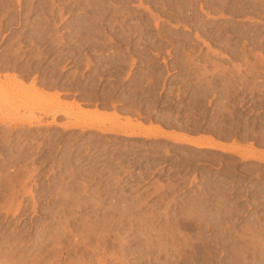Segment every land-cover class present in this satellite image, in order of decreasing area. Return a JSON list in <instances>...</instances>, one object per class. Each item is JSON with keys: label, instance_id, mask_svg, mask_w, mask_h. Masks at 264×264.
Wrapping results in <instances>:
<instances>
[{"label": "rangeland", "instance_id": "374dc122", "mask_svg": "<svg viewBox=\"0 0 264 264\" xmlns=\"http://www.w3.org/2000/svg\"><path fill=\"white\" fill-rule=\"evenodd\" d=\"M0 52V264H264L263 163L107 132L264 150V0H0Z\"/></svg>", "mask_w": 264, "mask_h": 264}, {"label": "bare ground", "instance_id": "6f19581e", "mask_svg": "<svg viewBox=\"0 0 264 264\" xmlns=\"http://www.w3.org/2000/svg\"><path fill=\"white\" fill-rule=\"evenodd\" d=\"M5 50V49H4ZM17 52V51H16ZM0 53H2V52H0ZM2 55V54H1ZM3 57V56H2ZM2 61V60H1ZM1 66V65H0ZM3 68V67H2ZM1 73V72H0ZM8 75V74H7ZM13 75H15V73L13 74ZM18 76V75H17ZM9 77V76H8ZM8 77L5 75V79L4 80H6V78L8 79ZM19 77V76H18ZM14 80L15 79V76H12V77H10V79L9 80ZM0 80H1V77H0ZM8 80V81H9ZM17 79H15V81H13L14 83L16 82V84L18 83V85L20 84V86H22L23 84H24V82H22L20 79L19 80H17ZM35 80V79H34ZM34 80H32V82H31V86H28V88L30 89V91H35V85H34ZM3 81V80H2ZM2 81H0V85H1V83H3ZM6 82H7V80H6ZM5 83V82H4ZM9 84V83H8ZM2 86V85H1ZM4 86H5V84H4ZM24 87V86H23ZM23 87L21 88V90L23 89ZM26 87H27V85H26ZM26 87H24V90H26ZM37 87V86H36ZM28 88H27V90H28ZM20 90V91H21ZM36 91L38 92V89H36ZM25 92V91H24ZM22 93H23V91H22ZM27 92H25L24 94H26ZM36 93V92H35ZM35 93H33V94H35ZM32 94V92H30V95ZM23 95V94H22ZM27 95H29V92L26 94V95H24V96H26V97H28L29 99H33L34 97H33V95H29V96H27ZM55 96H59V93H58V95H55ZM32 97V98H31ZM27 98V99H28ZM29 99H28V101H29ZM34 100V99H33ZM33 100H32V102H33ZM30 104H28L27 106H26V110H29V111H31L30 113H32L33 111H34V109H36L35 107L36 106H33L34 104L33 103H31V102H29ZM78 103V102H77ZM77 103L75 104V105H77ZM74 104V103H73ZM79 106V105H78ZM38 108V107H37ZM78 108V107H77ZM82 108V107H81ZM84 109V108H83ZM87 110H89V109H86V111H81L80 110V112L82 113V114H84L85 116H92V114H96V115H100L99 113V111L98 110H96V111H98V112H90V111H87ZM38 111V110H37ZM40 111H45V109H42V110H40ZM80 114V113H79ZM94 114V115H95ZM81 117H83V116H81ZM118 118V117H117ZM81 120V119H80ZM127 121L126 122H124L122 125H117V126H115V127H112V128H109V129H107V132H119V133H121L122 135H124V136H126V137H136V136H144V137H146V138H150V139H159V138H162V137H165V133L163 132V129H161V127L159 126V127H153L152 125H150L151 127H144L145 125H143V124H141V123H139L140 121H137V123H133L132 122V120H130L129 118H127L126 119ZM21 121V122H20ZM20 124H25V125H31V126H34V125H36V124H38L39 122H40V120H39V118L38 117H35L34 115H31V114H29V115H27V116H23L22 117V119H21V117H20ZM85 121H86V119H85ZM0 122H2V123H4V120L3 119H0ZM18 122V121H17ZM77 122V121H76ZM81 122V121H80ZM79 121L77 122V123H74V124H71V125H69L70 126V128H82V129H94V128H99V129H101V127H99V126H96L95 124H93V123H87L88 122V120L86 121V122H81L80 123ZM69 126H67V127H69ZM155 126V125H154ZM102 131H106V129H101ZM169 134V133H168ZM172 136V135H171ZM170 136V137H171ZM175 136V135H174ZM181 135H179V137H176V138H172L171 137V140L173 139V141L175 142V143H186V145H190V146H192V147H194V148H197V149H211V150H218V151H221V152H223V153H232V154H237L239 157H241V159H243L244 161H251V160H258V161H260V162H262L263 164H264V156H261V155H258V149L256 150V149H250V150H244V149H242L241 147H239V146H232V148H229V149H224L223 147H221V146H219L218 144H215L213 141H211L212 140V138L210 139V141H202L201 140V142H198L197 140V142H195V141H193V140H191V139H187L186 137H180ZM186 136V135H185ZM169 138V137H168ZM166 139H167V137H166ZM217 143V142H216ZM234 145V144H233ZM227 147V146H226ZM260 152V151H259ZM262 154V153H261Z\"/></svg>", "mask_w": 264, "mask_h": 264}, {"label": "crops", "instance_id": "0c3cea01", "mask_svg": "<svg viewBox=\"0 0 264 264\" xmlns=\"http://www.w3.org/2000/svg\"><path fill=\"white\" fill-rule=\"evenodd\" d=\"M1 75V80L4 81V72H1L0 73ZM12 74L9 73V76H11ZM31 82H32V79L30 78L29 80L27 81H24V84L27 85V86H30L31 85ZM37 86V87H36ZM36 89H38V94H40L42 97L46 98V99H50V100H53V101H57L59 100V102L62 104L63 107H73L75 105V103H77L78 101L76 99H74L73 97H69V94L68 92H62L60 90H57L56 88H51L50 86L48 87H44V86H41V85H38L36 84L35 85ZM59 93V96H55V95H58ZM74 103V104H73ZM75 108V107H74ZM84 107H82L83 109ZM88 108H84L83 110H86ZM89 110H94L93 108L92 109H89ZM60 116H63L62 114H59ZM58 115V116H59ZM37 116H41L44 120L46 119V116H45V113L44 112H38L37 113ZM52 120V115L49 114V116H47V121L50 122ZM66 119L64 118L63 121L61 123H66ZM124 122V121H123ZM59 123V122H58ZM153 127H155L154 125H152ZM145 127H151L150 124H146ZM67 128H70L67 127ZM163 129V132L165 133V137H162V138H159V139H162V140H168V141H171V142H174L173 139L176 138V137H179V135H181L180 137H186L187 139H191L195 142H201V140L203 141H210V139L212 138L211 141H213L215 144H218L219 146L223 147L224 149H229V148H232V146H237V144L235 142H233L232 140H220L218 138H214V137H211L209 135H206V134H190V133H187V132H183V131H179V130H173V129H167V128H161ZM169 133V134H168ZM172 135V136H171ZM175 135V136H174ZM186 135V136H185ZM173 138L171 140V137ZM167 137V139H166ZM169 137V138H168ZM211 137V138H210ZM197 140V141H196ZM217 142V143H216ZM175 143V142H174ZM179 144H182V143H179ZM183 144H186V143H183ZM234 144V145H233ZM227 146V147H226ZM240 147L244 150H247L249 149V146L248 144H241ZM258 151V155H261V156H264V150H257ZM260 151V152H259ZM262 153V154H261ZM258 161V160H257ZM260 162V161H258ZM262 163V162H260Z\"/></svg>", "mask_w": 264, "mask_h": 264}]
</instances>
